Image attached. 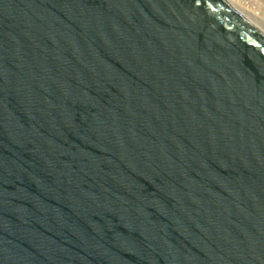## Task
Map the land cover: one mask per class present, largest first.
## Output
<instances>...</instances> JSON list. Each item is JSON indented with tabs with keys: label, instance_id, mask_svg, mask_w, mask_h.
Wrapping results in <instances>:
<instances>
[{
	"label": "water",
	"instance_id": "obj_1",
	"mask_svg": "<svg viewBox=\"0 0 264 264\" xmlns=\"http://www.w3.org/2000/svg\"><path fill=\"white\" fill-rule=\"evenodd\" d=\"M0 264H264V31L227 0H0Z\"/></svg>",
	"mask_w": 264,
	"mask_h": 264
},
{
	"label": "rangeland",
	"instance_id": "obj_2",
	"mask_svg": "<svg viewBox=\"0 0 264 264\" xmlns=\"http://www.w3.org/2000/svg\"><path fill=\"white\" fill-rule=\"evenodd\" d=\"M238 1H245L248 3L250 8L253 10V14L255 17L248 16V12L245 7L243 6H236L234 5L240 12L245 14L250 20L256 23L262 30H264V0H238ZM256 18V19H254Z\"/></svg>",
	"mask_w": 264,
	"mask_h": 264
},
{
	"label": "bare ground",
	"instance_id": "obj_3",
	"mask_svg": "<svg viewBox=\"0 0 264 264\" xmlns=\"http://www.w3.org/2000/svg\"><path fill=\"white\" fill-rule=\"evenodd\" d=\"M230 4H232V6L233 7H235L234 5H236L237 7L238 6H243V7H245L246 8V10H247V14H248V16H250V17H255L254 16V14H253V10H252V8H250V6L248 5V3L247 2H245V1H238V0H227ZM236 8V7H235ZM237 9V8H236ZM238 10V9H237ZM242 13V12H241ZM243 14V13H242ZM243 15H245V14H243ZM246 16V15H245ZM247 17V16H246ZM248 18V17H247ZM249 19V18H248ZM254 19H256V18H254ZM250 20V19H249ZM252 21V20H251ZM253 22V21H252ZM254 23V22H253ZM256 26H258L256 23H254ZM259 27V26H258ZM260 28V27H259ZM261 29V28H260ZM262 30V29H261ZM264 31V30H263Z\"/></svg>",
	"mask_w": 264,
	"mask_h": 264
}]
</instances>
